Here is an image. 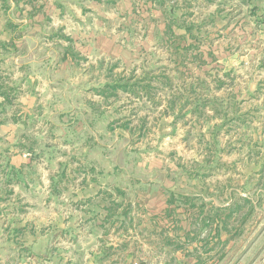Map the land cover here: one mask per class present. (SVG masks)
Listing matches in <instances>:
<instances>
[{"label":"rangeland","instance_id":"rangeland-1","mask_svg":"<svg viewBox=\"0 0 264 264\" xmlns=\"http://www.w3.org/2000/svg\"><path fill=\"white\" fill-rule=\"evenodd\" d=\"M145 1L123 0V15L108 6L93 25L55 20L37 35L23 28L17 50L0 45V264H124L137 252L134 233L117 232L123 217L104 220L105 193L122 204L117 212L166 205L178 222L176 210L195 209L201 219L239 206L227 230L212 233L214 260L223 253L218 264H264V0L169 1L196 25L195 43L218 56L223 69L211 74L189 61L192 51L181 61L157 36L164 21ZM21 12L10 10L14 22ZM59 26L72 41L53 35ZM137 80L149 93L106 88ZM212 99L229 103L227 116ZM8 164L23 165L22 177L10 176ZM131 223L146 225V217ZM96 246L111 254L99 259Z\"/></svg>","mask_w":264,"mask_h":264},{"label":"crops","instance_id":"crops-1","mask_svg":"<svg viewBox=\"0 0 264 264\" xmlns=\"http://www.w3.org/2000/svg\"><path fill=\"white\" fill-rule=\"evenodd\" d=\"M122 3L123 0H0V28L3 33L2 41L0 40V42L7 48L9 45L12 46L11 42H13L15 50H17L23 43L22 38L26 37L28 34H44L43 28H45L50 21L57 20L55 22H61L58 20H63V23L67 25H93L106 18L104 11H106L108 6L113 10V13L123 15V13H120L118 10ZM145 3L148 5V9L151 10L150 15H152V17L161 18L162 21H164L162 11L155 4L149 0H146ZM15 5L22 9L20 20L17 21L18 23L12 20L9 13ZM4 8H7V10ZM126 10L127 13L124 12V15L133 11L131 7L130 9L128 7ZM8 23H11L13 27H9ZM23 28H25V30H30L27 32L28 34H26L25 31H20ZM54 29L53 35L57 34L55 36H58V39L64 37L67 41H72L70 35L62 33L61 26L58 28L60 32L56 31V28ZM18 31L20 32L18 33ZM17 40L19 43L16 42ZM262 55L264 56V51ZM20 162L23 163L24 161ZM92 199L93 197L89 200ZM165 207L162 211L157 212L153 210L151 211L152 213H145L142 211L141 214L137 213L133 215L129 212L124 218L122 226L117 227V232L121 231L122 234L127 228L128 231L130 230L134 233L130 238L132 237V239L135 240L131 242L135 243L134 251L137 250V252H128L129 254H126L124 264H137L140 261H146L147 264H218L217 259L214 260L216 255H213L211 247L213 244L212 233H215V229L212 230V227L207 229L208 226L202 227L200 222L199 224L197 223L198 220H200L199 211L197 212V210L189 208L176 210L175 212H177L181 218L178 222L174 220L177 215L172 210L167 213ZM162 213L164 214L162 215ZM135 217L138 218L139 221L140 218L142 220L146 217V225L141 226L139 223L132 225L131 220L135 219ZM95 219L97 220V217ZM127 220L129 222H127ZM159 221H164L165 224H167L162 225L164 228L162 230H160ZM139 232L149 234L145 237L140 234L139 237L144 239L140 241L135 239V236L138 235ZM157 232L159 233L155 235ZM120 242L121 241H115L110 244L111 246L117 247ZM207 244L209 245L207 246ZM96 249L97 255H99V259H101L102 255L100 254V250L102 246H96ZM131 254L133 257H137L132 258Z\"/></svg>","mask_w":264,"mask_h":264},{"label":"trees","instance_id":"trees-1","mask_svg":"<svg viewBox=\"0 0 264 264\" xmlns=\"http://www.w3.org/2000/svg\"><path fill=\"white\" fill-rule=\"evenodd\" d=\"M151 1L153 4H155L163 13L164 16V22H163V28L162 29H157L156 31L159 33L160 37V33L163 34V38L165 40L170 41V44H172L173 48L175 49V52L178 54V56L180 57V60L182 58L181 61H183V59H187L188 58V52H191V57L189 59V61L191 63H194L197 67V69L201 72L202 71H209L213 68V69H218L221 70L223 69V65L218 61L219 58L218 56L215 54V52L210 48H202V45H199L200 43H195V40H197V35H194L193 33V29L196 26L195 24L189 22L186 23L184 21V19H181L180 16L177 15L176 9H177V4L175 2H169L170 0H149ZM244 2V0H243ZM259 7H257L256 5H253L251 8H249V11H253L254 9H258ZM5 10H7V8H4ZM9 27H13V25L11 23H8ZM226 26L229 27L228 23H226ZM179 31V32H177ZM166 42V41H165ZM12 46L15 48L14 43L11 42ZM1 46H4V44L2 42H0ZM225 51L227 49H224ZM215 65V66H213ZM229 72L225 73L224 76H228ZM168 82V79L166 81V83ZM165 83V84H166ZM117 83H107L106 84V88L107 90L111 89L112 92L114 93L117 88H121L122 90L126 91V92H135L134 89H130L132 88V86H135L136 89L140 88L141 90H144L145 93H149L148 89H147V84L143 85L141 84V81L137 80L136 82L130 84L128 82L126 83H122V84H117ZM169 84V83H168ZM224 84V82L219 81V84L217 85L218 88L222 87ZM130 90V91H129ZM112 93V94H113ZM0 96L3 97L4 102H7V94L6 91H4V86L0 85ZM236 95H230L227 97H230L234 100V98ZM227 101L229 100V98L226 99ZM207 101V100H205ZM227 101H217V99H212L209 100L210 103H212V105H214L212 107V109L214 110L215 113L218 114H222L223 117L227 116V109L229 108L228 105L229 103ZM188 104V102H186ZM170 107H173V105H175V99L170 101ZM233 108H234V112H236L237 108H238V104L235 103H231L230 104ZM183 105H181L180 107H182ZM202 108V106H206L205 103H201L198 105H195V109ZM227 108V109H226ZM227 119H232L226 117ZM24 146H28L26 149L29 151H32V145L33 143L27 144L24 143ZM25 165H28L29 163H23ZM8 166L10 167V171L9 174L10 176L15 175L16 178H21L22 175V167L23 165H20L19 167H15L13 165L8 164ZM92 170V169H91ZM114 191L116 193H118L119 195H122V193H119L118 188H115ZM170 196H168V204L172 205L174 203V196H176L174 194V192L170 191L169 192ZM106 199L111 200L110 205L109 206H105L103 209H106L108 211L107 215H105L104 220L114 223L119 217H123L125 218L128 214V210H122L121 212H117V209L119 207H122L121 203H117L114 201V198L112 196L111 193H105ZM177 197L181 198L182 196L180 194H177ZM245 200V199H243ZM183 204H186L185 202H182ZM180 205V204H179ZM176 205L177 208H179L180 206ZM239 206L237 207H233V205H227L226 207H219V208H215L221 210L224 214H217V212H215L214 214H212L211 216L209 215H203L200 219V224L202 225V227L208 226L210 224H212L213 222H216L215 225V233L216 235H219L221 229L227 230V226H229L228 223V219L232 216L231 214L233 212L238 211ZM227 211V212H226ZM226 212V213H225ZM123 224V221L120 223ZM230 238V235H229ZM228 239H226L225 241H223L222 245H224V243L227 241ZM222 245L220 248H222ZM110 249L111 247H102V249L100 250V254L103 257H107L109 256L110 253ZM222 254H220V256L218 257V259H220L222 257ZM217 259V262H218ZM199 264V263H197Z\"/></svg>","mask_w":264,"mask_h":264},{"label":"water","instance_id":"water-1","mask_svg":"<svg viewBox=\"0 0 264 264\" xmlns=\"http://www.w3.org/2000/svg\"><path fill=\"white\" fill-rule=\"evenodd\" d=\"M137 264H146L144 261H141V262H139V263H137Z\"/></svg>","mask_w":264,"mask_h":264}]
</instances>
